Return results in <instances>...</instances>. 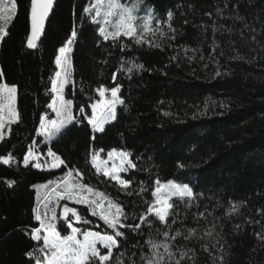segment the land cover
Wrapping results in <instances>:
<instances>
[{"label": "trees", "instance_id": "1", "mask_svg": "<svg viewBox=\"0 0 264 264\" xmlns=\"http://www.w3.org/2000/svg\"><path fill=\"white\" fill-rule=\"evenodd\" d=\"M146 1L162 24L143 33L142 45L123 36L103 40L84 11L93 0H54L44 34L29 49L31 3L18 0V14L0 41V83L17 87L20 113L11 135L0 142V155L10 152L16 158L11 165L0 163V264H34L26 256L42 246L31 239V230L39 226L34 209L42 191L34 186L56 181L66 171H39L33 163L25 167L23 157L34 145L43 154L51 147L82 174L77 179L123 205L129 215L138 216L147 207L143 201L151 200L154 179L194 181L197 199L191 207L174 201L167 230L187 235L195 228L198 236L178 238L174 251L194 250V262L188 264H220L214 261L220 255L222 264H264V0ZM157 29L166 34L160 36ZM72 30L77 32L70 53L74 83L66 99L73 101L76 120L41 146L39 121L45 114L52 119L47 104L55 56ZM117 84L125 104L117 106L116 119L103 132L93 131L79 109L90 114L91 103L99 98L95 89ZM113 149L130 152L137 164L138 170L121 174L133 180L128 190L91 165L93 153L106 159ZM141 180L148 191L140 192ZM60 203L92 221L74 226L111 233L86 206ZM61 213L58 207V229L67 234ZM154 228L165 230L162 224ZM122 230L128 239H121L115 261L141 264V256L149 254L147 227L142 226L143 240ZM207 231L213 235H205Z\"/></svg>", "mask_w": 264, "mask_h": 264}, {"label": "snow or ice", "instance_id": "2", "mask_svg": "<svg viewBox=\"0 0 264 264\" xmlns=\"http://www.w3.org/2000/svg\"><path fill=\"white\" fill-rule=\"evenodd\" d=\"M140 2L141 0H137V4ZM30 3V34L27 37V47L35 49L37 42L44 34L45 22L51 11L53 0H30ZM137 4L129 7L121 3V0H95L94 4L85 8L84 11L92 14L93 23L101 25L99 34L103 40L116 41L123 36L132 38L136 44L142 45L146 43L143 33L152 31V18H144V23L139 26L138 33L135 15ZM18 10V0H0V41H3L9 34L8 25L16 18ZM168 18H171V14ZM168 28L175 33L172 24H169ZM156 32L160 36L166 34L159 29ZM76 36V30H72L71 38L58 48V55L55 56L57 70L50 80L52 98L51 102L47 104L48 109L55 114V118L49 119L45 114L39 121V133L44 138L46 145L54 138L59 137L63 130L76 120L73 114V101L66 99L64 95L65 89L74 83L72 60L69 54L73 51L72 44ZM170 39L174 40L175 35H172ZM155 46L161 47L160 44ZM203 58L201 56V59ZM137 67L142 68L143 66L137 65ZM122 70L128 73L133 71L132 68ZM3 75V70L0 69V77ZM115 79L116 76L113 75L112 80L115 81ZM121 89L122 85L119 84L110 88L99 86L95 89L99 98L91 103V113H86L83 107L79 109L82 117L86 118L87 124L93 131L103 132L105 125L116 119L117 106L125 104L124 99L119 95ZM19 121L17 87L0 83V142L11 135L12 126ZM43 156V153H36L30 147L23 157V165L27 167L33 163L35 168L41 169ZM46 156L50 158V161L46 160L49 169H66V171L56 181L49 180L34 186L38 190H42L37 196L38 207L34 209L35 220L39 222V226L31 230V239L36 242L42 241V246L35 247L26 253L27 257L34 260V264H119L118 261H115L114 251H119L121 239L125 242L128 239L126 232L122 229H127L143 240L145 233L142 231V226H146L148 229L149 254L141 256V264H182V261L188 264V262H194L195 251L191 250V254L190 251H174L176 247L174 242L178 238L191 240L194 236H198L197 230L189 229L187 235L179 230L174 234L167 230L170 227L169 216L175 215L173 212L176 207L174 201L191 207L197 199V194L188 183L176 180L161 182L159 178L154 179L150 192L151 200L143 201L147 207L138 216L135 212L129 215L123 205L114 202L105 193L81 182V179H77L78 176L82 177V174L69 167V162L53 151L51 147L47 149ZM15 162L16 158L10 152L0 155V163L4 165H11ZM91 165L98 174H102L118 184L121 190H128L133 186V180L124 178L121 174L138 170L131 153L117 149L109 151L107 159H100L96 153H93ZM8 183L11 185L15 181ZM139 184L140 192L148 191L144 186L145 181L141 180ZM61 201L86 206L90 210V215L102 221L107 229L111 230V233L74 226V223L90 225L92 221L85 218L76 207H70L68 203L61 205ZM58 207H62L61 216L67 234H62L58 229V220L60 219L57 215ZM198 216L204 217V213L200 212ZM172 223H176V220L173 219ZM154 224L164 225L165 230L154 228ZM214 228L215 225H213ZM205 235L211 236L213 232L207 231ZM199 238L203 239L202 236ZM137 243L139 244L140 241ZM205 250H207V246H205ZM223 259L224 256L220 255L215 257L214 261H219L222 264ZM131 264H135L134 259Z\"/></svg>", "mask_w": 264, "mask_h": 264}, {"label": "rangeland", "instance_id": "3", "mask_svg": "<svg viewBox=\"0 0 264 264\" xmlns=\"http://www.w3.org/2000/svg\"><path fill=\"white\" fill-rule=\"evenodd\" d=\"M94 2H95V0H93V3L92 4H94ZM121 3H123V4H125V5H127V6H129V7H131L133 4H137V0H121ZM92 4L89 6V7H91L92 6ZM88 7V8H89ZM88 13V12H87ZM88 15L90 16V18H91V21H92V14H90V13H88ZM135 15H136V17H137V25H138V31H139V26L140 25H142L143 23H144V18H147V17H151L152 18V25H151V28H152V31H150V32H144V33H146V34H149V33H152L153 32V30L156 28V27H160L161 26V24H162V21L161 20H158V13H157V11L154 9V7L151 5V4H149L146 0H141V2L139 3V4H137V7H136V12H135ZM93 22V21H92ZM94 24H96V23H94ZM99 27L101 26V25H99V24H97ZM146 34H143V35H146ZM69 56H70V54H69ZM66 90H67V88L65 89V93H64V95H65V98H66ZM50 116H52V119H54L55 118V114L54 113H52L51 112V110H50ZM50 119V118H49ZM109 122H111V121H109ZM69 126V125H68ZM67 126V127H68ZM64 131V130H63ZM37 135H38V137H39V139L41 140V146L42 145H46L45 144V142H44V138L40 135V133H39V130H38V133H37ZM55 139V138H54ZM53 139V140H54ZM52 142V141H51ZM51 142H49L48 144H50ZM32 149H33V151L34 152H36V153H41V151H40V147L39 146H37V145H34V146H32L31 147ZM107 159V158H106ZM46 160L47 161H50V158H48L47 156H46V154H44V156L42 157V159H41V163H42V165H43V167L41 168V169H37V168H35L36 170H39V171H53V170H58V169H49V167H48V163L46 162ZM31 164V163H30ZM161 182H166V181H161ZM192 188H193V190H194V181H190L189 183H188Z\"/></svg>", "mask_w": 264, "mask_h": 264}, {"label": "water", "instance_id": "4", "mask_svg": "<svg viewBox=\"0 0 264 264\" xmlns=\"http://www.w3.org/2000/svg\"><path fill=\"white\" fill-rule=\"evenodd\" d=\"M53 4H54V0H53ZM53 4H52V8H53ZM52 8H51V10H52ZM51 12V11H50ZM50 12H49V14H50ZM49 16V15H48Z\"/></svg>", "mask_w": 264, "mask_h": 264}]
</instances>
